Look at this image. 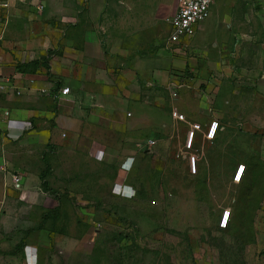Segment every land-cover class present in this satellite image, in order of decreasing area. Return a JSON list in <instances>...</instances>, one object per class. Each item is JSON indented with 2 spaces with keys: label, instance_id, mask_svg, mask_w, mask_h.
Instances as JSON below:
<instances>
[{
  "label": "rangeland",
  "instance_id": "374dc122",
  "mask_svg": "<svg viewBox=\"0 0 264 264\" xmlns=\"http://www.w3.org/2000/svg\"><path fill=\"white\" fill-rule=\"evenodd\" d=\"M227 1V13L235 16L232 40L264 46V6L257 0ZM87 2L17 1L9 22L0 23V52L25 65L39 63L49 49L63 50L66 32L84 23ZM37 4L42 13L36 12ZM172 9L173 4L166 14ZM109 10L112 15L113 7ZM114 20H108V28ZM97 23L103 24L101 18ZM170 31L167 18L149 17V46L160 41L163 46L166 39L172 46ZM223 35L211 33L212 38ZM29 70L42 67L34 64ZM249 84L254 85L242 86ZM23 96L45 105L36 94ZM239 101V124L225 122L215 144L196 149V175L182 164L183 148L173 146L166 161L155 150L139 156L119 187H113L119 164L103 159L104 151L89 159L85 150L63 151L53 159L45 147L49 125H40L36 132L42 146L35 153L41 159L31 163L36 179L12 187L5 201L0 197V236L8 242L0 264H264V100L241 92ZM239 163L246 171L234 184ZM224 210L230 217L222 228Z\"/></svg>",
  "mask_w": 264,
  "mask_h": 264
},
{
  "label": "crops",
  "instance_id": "0c3cea01",
  "mask_svg": "<svg viewBox=\"0 0 264 264\" xmlns=\"http://www.w3.org/2000/svg\"><path fill=\"white\" fill-rule=\"evenodd\" d=\"M17 1L9 0V9L0 10L2 25L9 22ZM257 1L262 9L263 0ZM172 4V11L166 14ZM38 5L35 10L42 13ZM86 5L89 12L85 10L84 23L66 32L64 49H49L56 52L48 61L49 70L42 67L22 73L17 67L23 62H14L13 56L0 52V84L7 79L12 85L9 92L0 93V197L4 201L14 187L13 175L21 177L20 187L37 177L31 163L41 159L39 151L35 153L42 146L36 132L40 125H49L45 147L53 159L80 149L87 159L98 149L104 151L103 159L119 164L113 179V187H119L139 156L155 150L166 161L173 146L184 152L192 124L198 123L202 130L195 135L194 153L199 146L215 144L226 130L225 122L239 124L241 92L264 100V73H258V68H264V46H240L232 40L229 34L235 16L227 13V0H215L194 35L180 38L172 46L167 39L163 46L161 41L159 46H149V17L170 19L177 0H88ZM99 18L102 25L97 23ZM108 20L115 22L111 30ZM214 30L224 32V38H212ZM245 83L258 87L242 86ZM65 87L69 94L63 96L60 91ZM26 93L38 95L45 105L25 100ZM173 112L184 120L172 117ZM212 121L219 124L216 136L205 141ZM149 140L154 142L152 146ZM175 157L181 160L183 156ZM182 164L190 174L186 159ZM3 204L0 198V211ZM4 244L8 246L0 236V251Z\"/></svg>",
  "mask_w": 264,
  "mask_h": 264
},
{
  "label": "built area",
  "instance_id": "2783aa9c",
  "mask_svg": "<svg viewBox=\"0 0 264 264\" xmlns=\"http://www.w3.org/2000/svg\"><path fill=\"white\" fill-rule=\"evenodd\" d=\"M215 0H177V10L175 14L170 18L167 19V22L170 26V42H177L180 38H188L194 35L195 28L204 22L209 16V8L210 5ZM264 6V0L262 1ZM10 7L9 0H0V10L6 11ZM42 6L38 5L37 10L40 12L42 10ZM12 85L6 79H3L0 84V93L9 92ZM61 94L63 96L69 94V88H62ZM19 94L18 92L16 93ZM176 94L173 93V97ZM172 117L183 121L184 117L178 115L177 113L173 112ZM218 122L212 121L209 125V128L205 134L206 140H214L216 136V131L218 129ZM201 131L200 125L192 124L190 126L189 131L187 132L186 141L184 144L185 151L182 155H185V159L188 164V169L190 174L195 175L197 173V155L194 153V138L196 133ZM154 142L152 140L148 141V145L152 146ZM245 171L244 165H239L236 168V171L233 175L232 181L233 183H239ZM12 182L15 188H19L21 184V177L18 174L13 175ZM230 217L229 210H224L222 214L221 220V227L225 228L228 224Z\"/></svg>",
  "mask_w": 264,
  "mask_h": 264
},
{
  "label": "trees",
  "instance_id": "16d2710c",
  "mask_svg": "<svg viewBox=\"0 0 264 264\" xmlns=\"http://www.w3.org/2000/svg\"><path fill=\"white\" fill-rule=\"evenodd\" d=\"M56 54V52L55 51H51V50H48L47 51V54H46V56L39 62V63H37V62H33V63H29V64H25V65H20V66H18L17 67V70L18 71H20V72H22V73H25V72H27V71H31V70H29L31 67H32V65H40L41 67H43V68H45L46 70H49V67H48V61L51 59V57L53 56V55H55ZM32 72V71H31ZM57 87H59V84H57Z\"/></svg>",
  "mask_w": 264,
  "mask_h": 264
}]
</instances>
